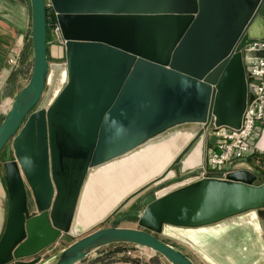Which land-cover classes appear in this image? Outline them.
Returning a JSON list of instances; mask_svg holds the SVG:
<instances>
[{
    "label": "water",
    "instance_id": "obj_1",
    "mask_svg": "<svg viewBox=\"0 0 264 264\" xmlns=\"http://www.w3.org/2000/svg\"><path fill=\"white\" fill-rule=\"evenodd\" d=\"M30 2L32 71L0 124L10 197L0 264H40L43 251L69 236L90 170L185 125L197 133L173 163L178 176L151 192L140 229L101 228L73 241L52 264H80L114 245L194 264L156 236L220 264L212 257L217 238L247 226L262 247L251 264H264L256 214L264 210V183L256 186L243 162L225 180L186 176L216 142L205 134L211 124H242L255 87L237 48L251 28L264 41V0ZM47 3L65 42L62 63L47 58Z\"/></svg>",
    "mask_w": 264,
    "mask_h": 264
},
{
    "label": "crops",
    "instance_id": "obj_2",
    "mask_svg": "<svg viewBox=\"0 0 264 264\" xmlns=\"http://www.w3.org/2000/svg\"><path fill=\"white\" fill-rule=\"evenodd\" d=\"M31 20H32V11H31V2L30 0H0V104H4L8 101H13L14 98L18 95V93L27 85L28 81L25 82L21 75V68L20 63L24 61V59L29 55V48L31 47ZM263 27H264V20H263ZM256 32L252 31V28L248 31L245 40H255L254 36ZM48 41V40H47ZM50 45H47V58L50 63H62L64 60H58L48 51L50 50ZM13 53L20 54V61L18 66L11 67L9 65V59L13 56ZM260 57L264 58V53L259 54ZM2 115H0L1 120ZM3 120V119H2ZM0 121V124L2 122ZM198 130V127L195 125H185L177 127L173 130L168 131L167 133L157 137L150 141L149 143L143 145L142 147L138 148L134 152L144 153L150 149H154L160 147L161 145L173 143V154L171 155V162L153 179H151L148 183L144 184L140 189L133 190L119 205L120 207L122 204L123 208L127 210L131 208H137L143 200V195H140L145 188L149 187L150 185L154 184L156 181H159L164 175H169L175 169L174 161L178 155L185 149V147L190 143V141L194 138ZM251 153L250 155L243 160L242 162L249 168V171L257 176L258 180L255 183L256 186L261 185L264 181L261 180V174L264 170V122L257 127L255 136L251 140ZM131 154V153H130ZM129 155V154H128ZM126 155V156H128ZM126 156L114 160L110 163H107L99 168H103L108 166L109 164L117 163L119 160L125 158ZM9 161V157L7 154V150L5 153L0 155V240L5 233L7 220H8V213H9V205H10V197L8 192V187L6 183V171L4 168V164ZM173 168V170H172ZM95 170V169H94ZM100 170V169H98ZM95 172V173H94ZM98 171H89L88 175L84 181L82 190L79 195V199L77 202V206L74 213V218L71 224V230L69 236L62 237L54 246L51 248L43 251L40 255L42 261L40 264H50V262L55 258L52 255L53 251L60 246V244L64 243L65 240H73L76 239L77 236L83 235L80 238L96 231L101 228L95 229L104 223L106 219L112 216L113 212L118 208L114 209L109 216H107L104 220L99 223H96L90 226L86 230H78L77 226V219L79 216V209L83 202L86 186L88 184L89 178L91 177L90 174H96ZM177 172V171H176ZM177 176L174 175L171 177V180L175 179ZM169 180V181H171ZM152 201V200H150ZM149 201V202H150ZM147 205V202L145 206ZM145 208V207H144ZM143 208V210H144ZM143 210L138 212L140 216ZM124 214H128V212ZM264 210L257 211V217L259 221L262 220L261 214ZM30 215L36 214L35 209L29 210ZM264 217V216H262ZM264 219V218H263ZM131 223V222H126ZM132 224V223H131ZM110 227V226H109ZM117 227V226H116ZM118 228L123 229H136L133 227L122 226ZM140 229V228H139ZM79 238V239H80ZM78 240V239H76ZM70 245V244H69ZM68 245V246H69ZM67 246V247H68ZM66 247V248H67ZM113 249H116L115 258L110 262H96L94 264H120L121 261L125 260L122 258L121 255L124 253V248H133L130 245H114L111 246ZM109 248V247H106ZM65 249V248H64ZM124 250V251H123ZM149 255V254H148ZM135 256V255H134ZM153 261V260H152ZM154 263L158 264H168L166 261L160 259V261H153ZM160 262V263H159ZM152 263V264H154Z\"/></svg>",
    "mask_w": 264,
    "mask_h": 264
},
{
    "label": "built area",
    "instance_id": "obj_3",
    "mask_svg": "<svg viewBox=\"0 0 264 264\" xmlns=\"http://www.w3.org/2000/svg\"><path fill=\"white\" fill-rule=\"evenodd\" d=\"M46 22L47 37L49 32L56 43L64 45L65 42L61 36L56 14L48 3ZM237 51L241 53L243 58L247 82L255 87V92L248 97L239 129L216 128L213 124L207 128L206 136L215 137L216 142L212 146L206 145L202 166L186 173L187 177H194L198 180H225L227 175L236 171V166L250 155L251 140L255 136L257 127L264 122V58L259 56L260 53H264V41L245 40L244 38ZM20 59L19 53H13L9 59V65L15 67ZM11 103L12 101H8L9 106ZM5 112L3 111V104H0V113L4 115ZM140 252L145 253L146 251L136 246L124 251L121 257L125 260L120 264H142ZM135 254L138 255L134 256ZM146 254H150L148 255L149 259L156 256L154 253L147 252ZM86 260L80 264H87Z\"/></svg>",
    "mask_w": 264,
    "mask_h": 264
},
{
    "label": "rangeland",
    "instance_id": "obj_4",
    "mask_svg": "<svg viewBox=\"0 0 264 264\" xmlns=\"http://www.w3.org/2000/svg\"><path fill=\"white\" fill-rule=\"evenodd\" d=\"M47 40H48L47 45L51 46L48 53L50 52L52 54V56H54L58 60H62V59L64 60V45H59L58 43H56V41L54 40V38L51 36V34L49 32H48ZM29 49H30L29 55H27V57L24 59V61H22V63H20V65H19L21 68V75H22L23 80L25 82H27L29 80L30 75H31V71H32V66H33V55H32L31 47ZM17 66H18V64H17ZM0 115H2V117H1V120H2L3 119V113H0ZM155 139H157V138H155ZM167 148H168L167 149L168 154L171 156L173 154V149L171 147H168V146H167ZM5 152H6V150L3 151V153H5ZM99 167H101V166H99ZM99 167L94 168L95 170L92 169V171H98V169H101ZM172 170H173V168H172ZM262 172L263 173L260 176H261V180L264 181V170ZM94 173L90 174L91 177L92 176L94 177V175H95ZM87 175H86V177H87ZM174 175L178 176V172H176V170H173V172L170 173L169 175H164V177H162L159 181H156L154 184L150 185L149 187L145 188L142 192H140V195L141 196L143 195L144 197H143L142 202H140V204L137 208H131V209L127 210V212L129 211L128 214H124V212H126V210H125V208H123L124 204H122L120 207H118L113 212L112 216H110L108 219H106L102 225L95 227V229L106 228V227H109L111 225H113L115 227L116 226L117 227L128 226V227H133V228L139 229L140 227L138 226V219H139L138 212L139 211L141 212L143 210L146 202L148 205L151 202L150 200L153 201V197L150 195L151 192L154 191L160 185L169 182V180H171V177H173ZM86 177H85V179H86ZM214 180H216V179H214ZM261 215L264 216V212H262ZM262 216H261V218H262L261 221H259L258 217L257 218H258V226H259L261 232L264 234V219H263L264 217H262ZM126 222H131L132 224L131 223L129 224ZM81 236H83V235L77 236L76 239H79ZM156 237L158 239H160L161 241L167 243L168 245L172 246L176 250L185 254L190 260L193 261L194 264H205L200 259V257L197 256L195 253H193L188 247H186L180 243L165 239L161 236H156ZM76 239H73V240L67 239V240H65L64 243L60 244V246L57 247V249L53 251L52 255L55 256V259L52 260L50 262V264H52L57 259V257L59 256L61 251L64 250V248H66L69 244H71ZM216 241L218 242V245L215 249H213L212 257L214 259H216L220 264H251L252 262L256 261V259L258 258V256L261 253V250H262V247L260 246L259 241L257 239V232H255V227L247 226L244 228H236L235 230L229 231L228 233L221 236L220 238H217ZM128 249H130V248H124L125 251H127ZM133 251L136 252L134 249H133ZM115 252H116V249H113L111 246H109V248H104L102 250L94 252L92 255H90L87 258L86 262H87V264H94L96 262H110V261L114 260V258L116 257ZM146 253L147 252H145V253L140 252V262L142 264H152V263H154L153 261H157V260L160 261V259L165 261V259H163L159 255H156V256L152 257L151 259H149L148 256H146L147 255ZM137 255L138 254H135V256H137ZM154 264H158V262L154 263Z\"/></svg>",
    "mask_w": 264,
    "mask_h": 264
},
{
    "label": "bare ground",
    "instance_id": "obj_5",
    "mask_svg": "<svg viewBox=\"0 0 264 264\" xmlns=\"http://www.w3.org/2000/svg\"><path fill=\"white\" fill-rule=\"evenodd\" d=\"M8 108V102L4 103L3 111ZM167 146L174 149L173 143H167L144 153L134 152L90 177L79 209L78 230L104 220L133 190L161 173L172 160Z\"/></svg>",
    "mask_w": 264,
    "mask_h": 264
}]
</instances>
